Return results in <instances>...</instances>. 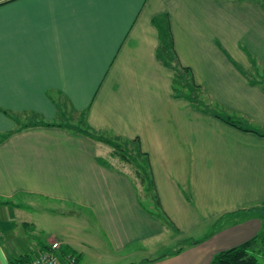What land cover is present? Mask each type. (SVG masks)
<instances>
[{
    "label": "crops",
    "instance_id": "1",
    "mask_svg": "<svg viewBox=\"0 0 264 264\" xmlns=\"http://www.w3.org/2000/svg\"><path fill=\"white\" fill-rule=\"evenodd\" d=\"M153 18L169 22L187 67L178 92ZM9 114L48 125L20 129ZM119 147L148 158L158 214ZM0 201L13 213L0 219L11 247L0 264L51 241L77 261L87 241L98 261L86 264H208L252 237L264 214V0H0ZM27 205L85 211L101 235L67 226L26 252ZM2 226L19 229L5 241Z\"/></svg>",
    "mask_w": 264,
    "mask_h": 264
},
{
    "label": "trees",
    "instance_id": "2",
    "mask_svg": "<svg viewBox=\"0 0 264 264\" xmlns=\"http://www.w3.org/2000/svg\"><path fill=\"white\" fill-rule=\"evenodd\" d=\"M152 21L153 24H155V26L157 27L160 36L161 45H160L159 57L161 61L175 72V76L179 71L180 72L182 71L184 73L185 70H187V67H183L177 62V57L174 49L173 38H172L169 22L166 19L161 20L157 18H153ZM179 78L181 82L180 86L176 84L177 80L175 77L173 80V90H175V92H178L180 88H182V85L184 83V81H182V78L181 77ZM9 116H11L12 119L16 122L17 128L20 129L30 126L48 125V123H45L44 121H40L38 115L9 114ZM221 119L224 122L231 124L235 127H238L242 130L251 131V129L245 128L240 123L238 124L235 123L233 120H231L228 117L227 118L221 117ZM83 120L84 119H82L80 123H82ZM80 123H75L74 125L72 122V125L69 126V130L76 132L81 130L82 124ZM115 150H116V154L120 156L121 160L127 163L130 166V168H132L133 173L142 184L144 195L147 198H149V196H151L150 194H152V196L149 199L151 200L152 198L154 199V205L159 209L158 212H161L158 195L156 193L155 182L152 176L148 158L145 155H143V153H141V151L139 150L126 151L124 149H121V147L115 148ZM102 162L105 165L109 164L105 160H103ZM152 213L154 214V212ZM190 243H197V241H192ZM182 248L183 247L177 248L176 250H174V253L180 252ZM60 253L63 260H66L65 257L69 254L75 255L65 246L63 248H60ZM27 256L28 255H22V257H19L18 259H10L8 264H28L30 263L31 258ZM75 257L77 260V256ZM263 261H264V214L261 215L260 229L252 237L248 238L247 240L243 241L242 243L236 246L215 252L212 255L208 264H263Z\"/></svg>",
    "mask_w": 264,
    "mask_h": 264
},
{
    "label": "rangeland",
    "instance_id": "3",
    "mask_svg": "<svg viewBox=\"0 0 264 264\" xmlns=\"http://www.w3.org/2000/svg\"><path fill=\"white\" fill-rule=\"evenodd\" d=\"M183 76V77H182ZM182 78V81L184 80L183 78L187 79V76L181 71H179L175 78L177 80L176 84H178L180 86V78ZM116 142H119L118 140L115 139ZM128 145V144H127ZM132 151H134L132 149ZM131 153V152H129ZM130 175L132 176L131 179L137 183L138 188H139V195L141 196V199L145 205V207H148L151 209L152 212L157 213L159 209L154 205V199L152 198L149 199L152 194H150L151 196H149V198H147L144 195L143 189H142V184L140 183V181L138 180V178L135 176V174L132 171V168L128 169ZM153 176V175H152ZM36 200V199H35ZM40 201V200H39ZM1 204L3 201H0ZM27 202V201H26ZM27 204H29L27 202ZM72 207V206H71ZM71 207H66V209H70ZM10 208L7 206H4L3 204L0 205V219L4 220V221H8L11 217V214L13 213H9ZM72 210H75L77 213H75L77 216H73L71 217V219H65V217H67L68 215H60V214H53V212L50 211H43L41 210V212H39L38 208H34V210L31 209L30 205H27L26 209L22 212V215L31 223L34 224V226L30 225L28 227H24L22 229L19 228H13L9 231H7L8 227L2 226V230H3V239L5 241L8 240L9 236L17 229H19V232H22V241L19 242V244L21 245L20 248L26 250V252L32 253L34 252L36 249H34L35 247H33L34 245L37 246V243H45L47 240L51 239L52 237H56V233L61 230L62 228H70L71 229V235L77 239L80 240V238H85V237H90L92 240L97 241V237L99 235H101L97 225L93 222V221H89L87 224H83L80 220V217L82 218V216H87V212L85 211H79L78 209H75L74 207H72ZM13 211V210H12ZM21 216V217H23ZM90 218V215H89ZM88 218V219H89ZM66 222H64L65 220ZM68 221V222H67ZM65 223V224H64ZM69 224V225H68ZM66 227H63V226ZM210 232V229H209ZM173 233V230H171L169 232V236H171V234ZM183 238H187V237H183ZM170 240V239H169ZM167 241L166 245L168 243H170V241ZM52 242V241H51ZM87 241H86V245H85V256H83V258H80L75 264H86L88 263V257L95 259L98 261V258L96 257V255L93 254L91 248L87 245ZM153 248L154 247H158L156 252L161 249L160 253L164 254L165 251L164 250V244L160 245L159 242L151 245ZM7 247V248H6ZM33 247V248H32ZM11 247H8L6 245V243H3L1 237H0V256L2 254V251H4L3 249H6L10 251ZM28 248V249H26ZM7 251V252H9ZM101 253H106L105 251H101ZM71 255V254H70ZM105 255H111L110 254H105ZM75 256V255H73ZM106 258V257H105ZM132 258V257H131ZM122 261V259H115L114 263L117 264V261ZM125 260H129V259H125ZM62 262H64V260H62ZM73 263V264H74ZM68 264V263H67ZM264 264V261H263Z\"/></svg>",
    "mask_w": 264,
    "mask_h": 264
},
{
    "label": "built area",
    "instance_id": "4",
    "mask_svg": "<svg viewBox=\"0 0 264 264\" xmlns=\"http://www.w3.org/2000/svg\"><path fill=\"white\" fill-rule=\"evenodd\" d=\"M60 248L58 241H52L46 249L36 252L28 264H60L62 260ZM65 259L69 264L76 261V257L70 254Z\"/></svg>",
    "mask_w": 264,
    "mask_h": 264
},
{
    "label": "clouds",
    "instance_id": "5",
    "mask_svg": "<svg viewBox=\"0 0 264 264\" xmlns=\"http://www.w3.org/2000/svg\"><path fill=\"white\" fill-rule=\"evenodd\" d=\"M66 261V260H65ZM67 262V261H66ZM68 263V262H67ZM69 264V263H68Z\"/></svg>",
    "mask_w": 264,
    "mask_h": 264
}]
</instances>
